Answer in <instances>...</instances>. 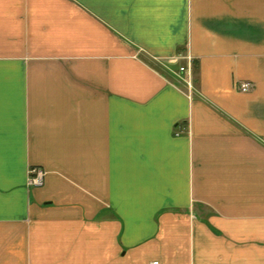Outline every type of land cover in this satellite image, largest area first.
<instances>
[{
	"label": "crops",
	"instance_id": "crops-1",
	"mask_svg": "<svg viewBox=\"0 0 264 264\" xmlns=\"http://www.w3.org/2000/svg\"><path fill=\"white\" fill-rule=\"evenodd\" d=\"M155 261L264 264V0H0V264Z\"/></svg>",
	"mask_w": 264,
	"mask_h": 264
},
{
	"label": "built area",
	"instance_id": "built-area-1",
	"mask_svg": "<svg viewBox=\"0 0 264 264\" xmlns=\"http://www.w3.org/2000/svg\"><path fill=\"white\" fill-rule=\"evenodd\" d=\"M179 73H182V75H185V73L190 74V67L188 65L186 66H179ZM191 85V84H189ZM250 89V83L249 82H244L240 85V90L241 91H248ZM30 185L34 186H41L43 185L44 182V177H45V170L41 168H32L30 170ZM153 264H159L158 261L153 262Z\"/></svg>",
	"mask_w": 264,
	"mask_h": 264
},
{
	"label": "rangeland",
	"instance_id": "rangeland-1",
	"mask_svg": "<svg viewBox=\"0 0 264 264\" xmlns=\"http://www.w3.org/2000/svg\"><path fill=\"white\" fill-rule=\"evenodd\" d=\"M186 65H188L190 67V74L188 72V73H185V75H182V73L178 72L179 69H177V74L176 75H177V77L179 78V80L181 82L183 81L184 86H186V89L191 90V88L194 87V83H195L194 82L195 81V78H194V75H195L194 74V70L195 69H194L193 59L189 55L186 58V62L184 64L179 65V66H186ZM189 84H191V85H189ZM31 169L32 168L29 169V180H28L29 183H30V178H31V175H30V170Z\"/></svg>",
	"mask_w": 264,
	"mask_h": 264
}]
</instances>
